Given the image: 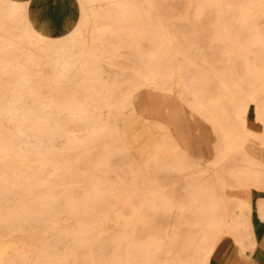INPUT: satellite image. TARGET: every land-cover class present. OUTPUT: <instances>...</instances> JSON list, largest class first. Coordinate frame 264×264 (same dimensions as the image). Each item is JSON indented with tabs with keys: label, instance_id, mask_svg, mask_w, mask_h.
I'll list each match as a JSON object with an SVG mask.
<instances>
[{
	"label": "rangeland",
	"instance_id": "obj_1",
	"mask_svg": "<svg viewBox=\"0 0 264 264\" xmlns=\"http://www.w3.org/2000/svg\"><path fill=\"white\" fill-rule=\"evenodd\" d=\"M78 2L79 49L62 73L50 53L67 33L48 36L31 22L43 35L31 46L16 38L18 19H30L27 7L10 18L0 11V44L7 42L0 48V264H199L197 241L186 235L217 236V245L230 236L174 208L189 199L195 173L220 159L229 208L245 200L252 210L256 189L239 187L235 175L249 170L246 161L254 165L252 155L264 165V0ZM87 56L93 60L81 61ZM149 69L171 91L145 86L142 99L152 105L142 102L137 126L124 120L121 129L115 107L128 103ZM183 92L218 123L236 114L232 124L240 127L242 97H255L248 141L221 133L225 149L212 160L191 153L178 128L186 111L214 129ZM154 121L179 149L157 145ZM173 155L183 167L163 163ZM159 186L163 193L154 191Z\"/></svg>",
	"mask_w": 264,
	"mask_h": 264
},
{
	"label": "bare ground",
	"instance_id": "obj_2",
	"mask_svg": "<svg viewBox=\"0 0 264 264\" xmlns=\"http://www.w3.org/2000/svg\"><path fill=\"white\" fill-rule=\"evenodd\" d=\"M27 6L24 3H18L13 2L10 0H0V11H5V14L7 18L12 17L15 15L16 12L19 10H23ZM87 16V15H86ZM26 17H20L18 19V24L22 25V31L21 34L18 35L16 38H19L21 41L27 42L29 45H37L41 43V39L43 35H40V32H36L34 30L33 24L30 23V25L25 24ZM61 26V25H60ZM39 31V30H38ZM80 29L77 28L74 31L69 30L66 32L65 38L60 40V43L58 46L50 53V56H52L56 62V68L59 73H62L65 68L69 69L71 71L72 65L74 63V56L75 53L78 51V44L75 42V38L73 35L77 32H79ZM94 31V30H93ZM43 34V33H42ZM50 36V35H48ZM77 36V35H76ZM83 41V40H82ZM80 43V42H79ZM102 43V42H101ZM7 42H3L0 44V48L6 46ZM37 49V48H36ZM49 50V49H47ZM39 54L43 55L41 52ZM46 57H49L46 56ZM90 59L93 60V58L86 57L83 58L81 61L87 62L86 60ZM82 62V63H84ZM13 66L9 65V68H12ZM173 71V70H172ZM72 76V75H71ZM157 72L153 69H149L146 71L143 75V84L139 85L136 89H132L129 94V101L128 103H124L123 105H116V110L118 112V118L121 121V129L123 128L125 123L124 120H132L134 121L132 125L137 126L138 120L135 115L136 111L139 112V107L142 106V102L145 105H152L150 101L148 102L147 99L143 98L144 95L143 89L145 86H151L152 88H159V87H168L171 91L172 84H170L168 81H166L164 78L161 80L156 79ZM254 98L252 97L249 99L246 96L242 97V101L240 102V106L238 107V117L241 118V121L243 124H241V127L239 124L235 125L232 124L233 118H236V114L233 117H230L228 120V123L224 125L223 123H218L215 116H210L208 108H206L203 103H201L198 99V97L194 94L186 95L183 92V99L185 102H189L190 110L202 117H206L209 122L212 120L214 134L217 138V142L215 144V152L216 155H218L220 152H222L225 147H223L220 144V140H222L221 133L224 135H227L228 141L232 142L234 136H244L239 137L238 141H248L247 131L246 128L248 127V123L250 121V109L254 102ZM56 110V109H55ZM232 118V119H231ZM211 119V120H210ZM139 126V125H138ZM140 128V126H139ZM138 128V129H139ZM150 129V125L147 127ZM155 131V139L157 142V145L164 150H169L173 147V145L177 148L175 137L172 136L169 132V129H167L165 126H163L162 123L154 121L152 123L151 127ZM166 128V129H165ZM228 128V134H225V129ZM235 128V129H234ZM122 134L123 138V146L126 147V140L128 139L124 133ZM247 137V138H246ZM132 142L136 140V138L130 139ZM246 144V143H245ZM245 144H240L241 147H244ZM230 145V144H229ZM155 147V146H154ZM227 150V149H226ZM252 155V154H251ZM252 160L254 162V165H250V161H246L242 167H245L249 170L242 171L238 175H235V177L238 179L239 187L243 189L248 188H254L256 190L264 191V165L263 162L260 163V160H258L254 155H252ZM152 159H159L160 157L157 155V153H154L151 156ZM180 161V158L176 155H173L170 159H165L163 163L165 165H168V163H174L172 166H178V163ZM220 159L216 160L214 163H209V166H205L203 169L204 171H198L195 174H199V178L192 182L189 185V190L187 192V196L189 199L185 200L183 205L182 203L175 206V209H181L184 211L188 217H194L197 215L199 217V220L207 222L210 225H213L218 228H223L228 232V235L235 240V242L241 247L242 252H244V249L247 246V249L249 246L247 243H244L245 241L248 242V244L253 243V232L251 231V204L250 202H247L245 200H239L236 204L234 209H230L227 204V192L231 189L228 185V183L225 181V178L219 173V164ZM204 164V163H201ZM183 167V166H178ZM177 168V167H175ZM247 171H250V174H244L242 178V174L246 173ZM19 179V178H18ZM155 192L163 193L164 188L157 187ZM161 204L163 206V209L170 210V207L167 205L168 202L161 201ZM259 211L260 214L264 216V203L259 202ZM174 208H171L172 210ZM248 211H246L247 209ZM194 210H200L198 214H195ZM217 211V217L213 216L212 213H215ZM228 211L231 212V216L228 215ZM261 217V216H260ZM186 238L191 240L194 239V241H197L196 248L197 250L192 255V259H194L199 264H209L212 255L215 251V248L217 246V242L219 237L213 236L209 238L206 242H203L201 239H197L193 237V235H186ZM191 238V239H190ZM197 239V240H196ZM252 242V243H251ZM254 245V244H253ZM160 247V245H157Z\"/></svg>",
	"mask_w": 264,
	"mask_h": 264
},
{
	"label": "crops",
	"instance_id": "obj_3",
	"mask_svg": "<svg viewBox=\"0 0 264 264\" xmlns=\"http://www.w3.org/2000/svg\"><path fill=\"white\" fill-rule=\"evenodd\" d=\"M10 1L24 3L27 6L30 19L26 18L25 24L30 25L32 22L38 30L47 32L53 37L62 36L71 30L79 20L78 0ZM76 9H78V15H76ZM186 116L187 118H183L178 125V128L183 132L181 141L198 158L212 160L215 157L216 136L203 120L196 116L190 117L188 110ZM247 197L245 195V198ZM260 201L264 203V191H253L251 195V231L254 238L251 247L247 243L249 248L247 249L246 246L242 252L241 247L233 238H225L216 246L211 264H264V216L259 211L258 203Z\"/></svg>",
	"mask_w": 264,
	"mask_h": 264
}]
</instances>
